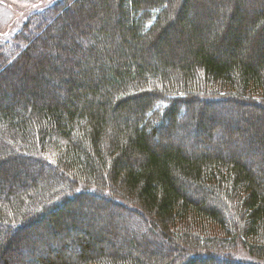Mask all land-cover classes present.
I'll list each match as a JSON object with an SVG mask.
<instances>
[{
  "label": "trees",
  "instance_id": "16d2710c",
  "mask_svg": "<svg viewBox=\"0 0 264 264\" xmlns=\"http://www.w3.org/2000/svg\"><path fill=\"white\" fill-rule=\"evenodd\" d=\"M65 1L32 14L13 50L0 41V264H264V140L247 143L251 156L244 144L217 145L232 140L227 118L205 125L206 102L164 104V94L197 93L264 105V8L102 0L94 28L51 34L61 18L42 17ZM37 19L39 36H28ZM174 40L189 52L161 61ZM13 78L25 96L7 89ZM168 130L212 149L161 140ZM73 206L72 220L64 208ZM46 229L51 243L41 245ZM241 247L252 260L237 256Z\"/></svg>",
  "mask_w": 264,
  "mask_h": 264
},
{
  "label": "rangeland",
  "instance_id": "374dc122",
  "mask_svg": "<svg viewBox=\"0 0 264 264\" xmlns=\"http://www.w3.org/2000/svg\"><path fill=\"white\" fill-rule=\"evenodd\" d=\"M55 1L58 0H0V41H8V45L9 48L11 50H13L14 47H12V45L14 44V40L13 37L23 28L24 24L26 23V21L29 19V17L34 14L37 13L41 10H43L44 8L52 5ZM111 3H114L115 5L118 4L117 0H110ZM196 3H201L204 2L205 0H194ZM213 1V6H216L217 8L219 7V1L217 0H212ZM103 4L104 2L102 0H87L86 3H82L81 4V0H70V1H65L61 4V6L59 7V11L58 13L56 12H49L46 15H44L42 18H45L44 20L48 23V24H52L54 22H56L58 19L57 18H61V20L56 22V28L60 29L59 31L55 30L52 31L51 34L53 32L55 33H59L62 30L67 31L66 29H68L70 31V33H75L78 29H81L82 27L90 30L93 27V18H97V14L98 16L103 17V13L99 10L96 11V8L99 7V4ZM91 4H94V6H91ZM170 5L173 6V3L170 2ZM233 6L232 7H237L239 4L236 1H233ZM109 6V5H108ZM169 6V4H168ZM257 9H263L264 8V0H257ZM167 7V6H166ZM151 10V9H150ZM147 11H149L147 9ZM150 13V12H149ZM93 14V15H92ZM92 15V16H91ZM40 19H37L35 21V23L33 24L32 28H30L26 33H28L29 35L33 34V37L39 36L36 33L38 32V30L36 29V27H38V23H39ZM85 22L88 23V25H84ZM78 24V25H77ZM82 24V25H81ZM77 26V28H76ZM81 26V27H80ZM44 30V29H43ZM45 31V30H44ZM41 32V36L44 35L45 32ZM69 34V33H67ZM49 36H47L48 38ZM162 37V36H160ZM68 39L71 40L70 35H68ZM176 41L178 42V40L176 39ZM174 40V42L169 41L167 43H165L163 45V47L161 48L160 51H163L161 54H159V59L165 60L164 54L168 55L169 57H177V56H181L183 50H185V48L187 49V47L185 45H179L176 46V42ZM189 41L191 42V45H193V39H189ZM57 42L52 41L51 39L48 41V45L50 48H52L54 45H56ZM174 44V45H170ZM179 43V42H178ZM180 44V43H179ZM223 44V43H221ZM252 46L258 49H261L262 46L259 45V43L257 44H253L251 45V47H249L250 49H252ZM239 46H237L238 48ZM8 49V48H7ZM158 49L159 47L157 46V53H158ZM222 50H227L226 47H222ZM37 50L32 51L31 53L35 56V52ZM169 52V53H168ZM189 52V50H185V53ZM217 52H221L217 46ZM233 52L232 50H228V53ZM67 55V54H66ZM97 58H99V54L96 53ZM229 56V55H228ZM224 58V57H222ZM168 61V60H167ZM36 71H38V68L36 66ZM38 73V72H37ZM12 79V78H11ZM15 79L13 78V81ZM13 81H9L7 83V89H11L13 87L12 90H15L17 93H21L24 96L26 94L23 93L22 89H19L18 87L20 86L21 79L20 81L15 80V85L13 84ZM41 85L40 80H38L36 82V87ZM171 86V84H169V87ZM34 87V85H33ZM161 89V88H160ZM165 89V88H162ZM168 89V88H166ZM183 97L185 100H189V101H195L197 103L196 100H198V102H206L207 104H205L206 109L208 111L207 112V116L209 115V121L205 120L204 115H201V120H205L206 124L205 125H209L212 124L210 121V119L214 120L215 122H217V120H219L216 116L218 114H220L221 119H226V124L229 128H231V132L233 133V137L232 140H230V138H228L227 136L223 137H216L215 139L217 141V145L218 143H224L225 145L228 144L231 141V145L234 146H238L240 144H244L246 145L245 147L240 146V148L243 149V153L245 154L250 148L251 146H249L248 144L251 143H256L258 146H260L261 142L264 140V105L262 104V106H260L261 104H256V103H251L249 101H245V103H242V105L239 106V104H234L232 102L229 101V99L227 100V97L225 96H215V97H209V96H200L197 93H193L192 95H188V94H179L177 96L175 95H168V94H164V104L167 106H170V104H174L175 101H177L179 99V97ZM217 99V100H215ZM187 101V102H189ZM185 102V103H187ZM209 102V103H208ZM195 103V104H196ZM162 102L161 101H157L155 103H151V105L149 107H151L152 109V114L154 112H156L157 110H159V107L161 106ZM203 103L200 104V106L202 107ZM183 108V106H182ZM199 109V108H198ZM202 109V108H201ZM181 111H183L181 109ZM185 111V110H184ZM162 112V111H161ZM188 109L187 112L188 113ZM164 114V112H162ZM211 113V114H210ZM161 114V115H163ZM188 115V114H185ZM189 115L193 116L194 113L193 112H189ZM239 119L234 121L235 119ZM173 119V117H168L165 118L163 124V128L160 130H164V128L167 125H170L171 120ZM232 120V121H231ZM249 121H252L253 123V128H250L252 125L249 123ZM179 122L183 123V122H188V119H186L185 117L179 119ZM239 125L238 128H236V125ZM169 132L166 131L163 135L161 140L171 143L175 146H182L185 147L184 149L189 150V148L191 149H200V150H211V147H208L207 144L202 145L201 142L199 141V138H197L198 140L196 141H191L189 138H185V137H181L180 140L175 139L174 136H172L170 133L169 135H165ZM262 134L263 136H259L258 134ZM179 134V133H178ZM208 142H210V144H212V140H208V137H205ZM220 138V141H218ZM199 141V142H198ZM256 141V142H255ZM234 142V144H233ZM258 142V143H257ZM248 143V144H247ZM214 147V146H212ZM248 147V148H247ZM217 148V146L215 147ZM249 152V151H248ZM248 154V153H247ZM250 156H251V152H249ZM249 165H251V169L255 168L254 167V163L251 164V162L249 163ZM42 170L44 172H47L48 169L42 168ZM49 172V171H48ZM98 197L100 198V200H105L102 199L101 196L98 195ZM213 198V197H212ZM97 199V197H96ZM100 207H106L104 202H99ZM78 206V205H77ZM77 206H73L70 207L68 209L64 208V210H67L71 215H72V220L75 218V215L77 213V210L80 209V207ZM112 213H116V211H111ZM52 228V226H51ZM53 233V232H52ZM52 235V234H51ZM51 235H50V231H48L47 229L45 230V233L42 234H38L37 236V240L39 241V243H41V245H47L48 243H51ZM58 239L60 241H62V245L58 248L55 249V253H59L61 252V250L64 248V244L65 242L68 240L67 235L66 234H62L58 237ZM38 243V244H39ZM32 249L30 250V252H28L30 255H33L35 252V246L31 245ZM19 246L16 245L15 248H18ZM51 248V247H50ZM71 250V248H69ZM54 250V249H52ZM51 251V250H49ZM239 258L245 260V261H250L252 260V258L248 255V253L246 252V250H244L242 247L241 249H239L238 251V255ZM242 261V260H241Z\"/></svg>",
  "mask_w": 264,
  "mask_h": 264
}]
</instances>
